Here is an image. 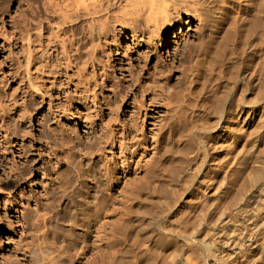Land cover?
<instances>
[{"label": "rangeland", "instance_id": "374dc122", "mask_svg": "<svg viewBox=\"0 0 264 264\" xmlns=\"http://www.w3.org/2000/svg\"><path fill=\"white\" fill-rule=\"evenodd\" d=\"M74 3L0 0V264H264V0L193 81L196 20Z\"/></svg>", "mask_w": 264, "mask_h": 264}, {"label": "bare ground", "instance_id": "6f19581e", "mask_svg": "<svg viewBox=\"0 0 264 264\" xmlns=\"http://www.w3.org/2000/svg\"><path fill=\"white\" fill-rule=\"evenodd\" d=\"M218 1L219 0H75L74 5L76 19L81 21L83 15L89 16L92 19V23L90 25L91 28L95 26L93 22L96 16L100 15L104 11L108 14L111 7L121 9L124 7V4H135L138 7V11H140V17L145 13H148L147 18L150 22L148 23L147 28H150L153 33H156L155 37H157L159 41L165 37L162 33V29H170L175 26L176 22L181 23L179 33H185L182 22V18L184 16L190 17L188 23H191L192 19L196 20L202 27V30L198 35L199 38L197 40V46L189 47L185 53V59H189L191 62L190 78L193 81V75L198 73V71L207 64L208 52L210 53L209 46L208 44L206 45L207 39L205 38L204 31L211 29V39L214 38L212 41L214 43L216 36L227 16V6L225 4L219 5ZM230 5L231 9L232 4ZM100 18L101 17L98 18V22H101ZM121 20L131 36L135 37L137 32H134V29L137 27L140 20L131 18L127 19L125 15ZM247 20H250V18L247 17ZM100 26L107 29V32L103 35L109 34L112 30L114 31V28L112 29L111 26L109 27L105 25V23ZM77 41L80 43L82 40L79 37ZM238 103L239 102H237V104ZM237 104L233 99L227 100L223 113H227L234 107L237 108ZM263 109L264 105H262V110ZM244 121H246V119ZM78 255H81V253H78Z\"/></svg>", "mask_w": 264, "mask_h": 264}]
</instances>
